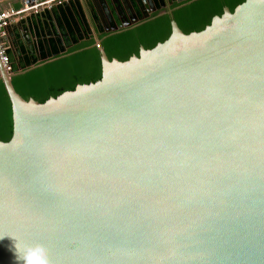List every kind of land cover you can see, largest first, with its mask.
<instances>
[{"label":"water","instance_id":"1","mask_svg":"<svg viewBox=\"0 0 264 264\" xmlns=\"http://www.w3.org/2000/svg\"><path fill=\"white\" fill-rule=\"evenodd\" d=\"M117 2L135 19L112 31L148 19L141 4L164 7L104 0L117 17ZM33 16L58 29L53 11ZM171 25L128 60L101 48L99 80L45 102L0 63L13 111L0 264H18L16 243L44 245L50 264H264V0L200 31Z\"/></svg>","mask_w":264,"mask_h":264},{"label":"trees","instance_id":"2","mask_svg":"<svg viewBox=\"0 0 264 264\" xmlns=\"http://www.w3.org/2000/svg\"><path fill=\"white\" fill-rule=\"evenodd\" d=\"M243 1L245 0L175 2L170 8L172 14L159 15L155 12L150 20L137 28L104 34L106 39L102 40V45L110 59L128 60L133 55H139L141 46L150 49L166 40L172 33L173 19L185 33L200 31L211 23L214 16L222 15L226 7L233 11ZM96 43L89 41L76 44L69 50L74 52L72 56L54 59L44 64L39 63L38 58L33 56L21 64H16L11 51L8 50L16 73L12 78L16 90L26 99L33 97L45 102L52 96L56 97L66 90L75 89L78 84L99 80L102 76V61ZM55 50L54 53L57 54V49ZM95 58L96 62L88 67L87 59ZM33 64L37 67L28 70ZM19 68L28 71L20 73ZM12 135V104L4 81L0 77V140L8 141Z\"/></svg>","mask_w":264,"mask_h":264},{"label":"crops","instance_id":"3","mask_svg":"<svg viewBox=\"0 0 264 264\" xmlns=\"http://www.w3.org/2000/svg\"><path fill=\"white\" fill-rule=\"evenodd\" d=\"M25 1L26 0H0V5L4 9H16L22 7ZM70 2H73L74 5L71 6ZM103 3L104 0H71L58 5L60 10L53 7L51 10L46 11H53L55 20L66 22V24H68L67 26L70 28L69 30L76 35V40H78L85 37L83 35V29L79 28L78 25L80 16L85 15L90 22L91 26L89 27L95 31V25L92 18L94 15L97 16L101 11L104 6ZM43 12L45 11L38 14ZM34 14L35 13L27 14L23 18L12 22L6 28L4 39L9 45L8 50L11 51L13 60L16 64H21L32 56L38 58L41 51L42 55H45V51L49 49L47 34L51 32L53 33V31L55 32V28H51L48 22L44 19L40 21L37 17L33 16Z\"/></svg>","mask_w":264,"mask_h":264},{"label":"flooded vegetation","instance_id":"4","mask_svg":"<svg viewBox=\"0 0 264 264\" xmlns=\"http://www.w3.org/2000/svg\"><path fill=\"white\" fill-rule=\"evenodd\" d=\"M171 1L172 0H156L157 4L159 6L162 5L164 7L158 9L155 12H158L159 15H162L165 13L172 14V10L170 8L177 1L175 0L172 4H171ZM186 1H190V0H186ZM116 9H117L116 11L120 15L119 17H117L116 15H113L112 10L106 9L104 7L97 14L98 17L94 15V17L92 19H93V22L95 25V31H93L91 29V27H89L91 25H90V22L88 21V19L85 17V15H81L79 18V21H78V25H79V28L83 29V33H86V36L84 38H80L78 40H76V37H75L76 35L73 34L71 30H69L70 28H69V26H67L68 24L66 25L65 22H59L58 21V24H57L58 29L55 28V32L53 31V33L51 32V33L47 34L48 35L47 36L48 47H49V49H47V51L51 54L54 51H56L55 49H57L58 53L57 54L55 53L56 55L54 56V58L59 59V58L67 57V56H72L74 54V52H69V50L73 46H75L76 44L83 43V42H89V41H95V42L99 41L100 42V47H99L100 57L99 58L101 60V48H103L105 50V52L107 53L105 47L102 45V40L106 39L104 34H113V33H116V32L122 31V30L137 28V27L141 26L142 23L150 20L153 17V14L155 13V12H152L151 14L148 13L149 10L152 9V6H150L149 3H146V5L141 4L139 6V12H140V14H148L150 16L148 19L139 21L135 24L124 27L120 30L112 31V27H119L122 25H126V24H128V22L135 19L134 15L128 16L127 13H125L123 11L121 5L118 2L116 4ZM141 16L142 15H140V17ZM66 30H67V32H66ZM95 37H98V38H95ZM92 46L93 45H91V47ZM65 47H66V50H64ZM141 47H140V49H141ZM107 55H108V53H107ZM89 60L87 59V62L89 64L88 67H90V65H93L96 62V58H95V60L94 59H89ZM91 62H92V64H91Z\"/></svg>","mask_w":264,"mask_h":264},{"label":"built area","instance_id":"5","mask_svg":"<svg viewBox=\"0 0 264 264\" xmlns=\"http://www.w3.org/2000/svg\"><path fill=\"white\" fill-rule=\"evenodd\" d=\"M71 0H44L41 2L31 3L24 2V5L20 8L4 9L0 5V63L3 68L10 74L14 73V67L10 55L8 53L9 45L4 39L6 35V28L14 21L23 18L27 14H38L42 11L51 10L55 5L63 4ZM97 47H100L98 41Z\"/></svg>","mask_w":264,"mask_h":264},{"label":"clouds","instance_id":"6","mask_svg":"<svg viewBox=\"0 0 264 264\" xmlns=\"http://www.w3.org/2000/svg\"><path fill=\"white\" fill-rule=\"evenodd\" d=\"M14 252L18 264H50L48 249L44 245L36 244L21 247L16 243Z\"/></svg>","mask_w":264,"mask_h":264}]
</instances>
